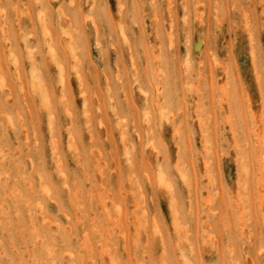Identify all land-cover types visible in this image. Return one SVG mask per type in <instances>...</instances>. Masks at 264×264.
<instances>
[{
	"label": "rangeland",
	"instance_id": "obj_1",
	"mask_svg": "<svg viewBox=\"0 0 264 264\" xmlns=\"http://www.w3.org/2000/svg\"><path fill=\"white\" fill-rule=\"evenodd\" d=\"M0 264H264V0H0Z\"/></svg>",
	"mask_w": 264,
	"mask_h": 264
},
{
	"label": "bare ground",
	"instance_id": "obj_2",
	"mask_svg": "<svg viewBox=\"0 0 264 264\" xmlns=\"http://www.w3.org/2000/svg\"><path fill=\"white\" fill-rule=\"evenodd\" d=\"M166 110H167L166 113L162 112V111H166ZM158 111H159V117H160V119L162 121L170 122L171 124H174L175 117H174L172 111L171 110H168V103H165L161 107H158ZM134 129H136V127H134ZM135 133L137 134V140H138L139 144H141L142 137L139 134L138 128L135 130ZM121 139L123 140V135H122V138ZM153 140H154L153 137H151V142L152 143H153ZM151 146H152V144H151ZM159 182H160L161 185L165 184V178L162 176V174L160 175ZM83 240H85V242L87 241V236L86 235L83 236ZM180 247H182V246H180ZM36 258L41 263V254L40 255H37Z\"/></svg>",
	"mask_w": 264,
	"mask_h": 264
}]
</instances>
